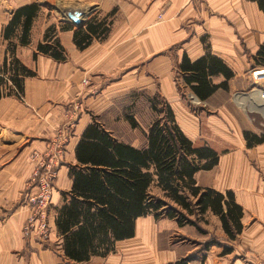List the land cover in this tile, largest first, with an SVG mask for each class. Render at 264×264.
<instances>
[{"label":"crops","instance_id":"0c3cea01","mask_svg":"<svg viewBox=\"0 0 264 264\" xmlns=\"http://www.w3.org/2000/svg\"><path fill=\"white\" fill-rule=\"evenodd\" d=\"M82 1L91 13L76 25L41 19V10L52 6L46 1L0 0V264H89L98 259L115 264L119 245L125 249L144 232L142 225L151 215L138 217L134 236L116 241L108 255L74 263L63 254L55 220L64 205L70 208V170L81 166L75 149L86 127L96 122L116 140L144 147L154 118L144 126L133 113L123 112L141 96L154 116L149 103L154 94L170 104L194 145L206 144L219 154L213 167L194 174L196 184L231 191L242 208V229L234 240L227 239L219 217L207 211L201 234L221 243L200 258L196 248L185 249L159 264H264V99L251 89L250 75L264 67L257 56L264 45V0ZM24 7L34 15L22 43L24 16L7 36L4 31ZM50 27L64 60L37 50ZM189 93L201 104L193 105ZM75 102L81 110L53 184L50 239L41 245L21 233L28 214L25 197L32 191L29 154L48 148L56 129L67 125ZM130 116L137 123L134 128ZM117 123L126 131L139 128V134H120ZM158 220L175 223L182 234L195 228ZM192 234L188 236L197 237ZM225 246L231 251L222 253Z\"/></svg>","mask_w":264,"mask_h":264},{"label":"trees","instance_id":"16d2710c","mask_svg":"<svg viewBox=\"0 0 264 264\" xmlns=\"http://www.w3.org/2000/svg\"><path fill=\"white\" fill-rule=\"evenodd\" d=\"M32 15L31 7L18 9L4 35L24 16L21 42L25 43ZM54 31L48 29L45 42L38 43L37 50L64 60V49L56 38L52 39ZM257 56L264 65V45ZM209 69L213 71V66ZM192 88L196 90V86ZM149 103L155 117L145 133L144 147L116 140L96 122L86 127L76 146L81 166L70 170V208L64 205L55 220L63 254L74 263L87 261L92 255H108L116 241L134 236L135 220L147 215L155 220L171 219L178 226L190 225L204 233L200 223L211 211L219 217L228 240L241 232L242 208L233 193L202 187L194 179L197 171L213 167L219 154L206 144L194 145L178 126L170 104L159 94H154ZM129 121L133 128L137 126L132 116ZM220 243L214 237L201 242L203 250ZM229 251L231 248L225 246L222 253Z\"/></svg>","mask_w":264,"mask_h":264},{"label":"rangeland","instance_id":"374dc122","mask_svg":"<svg viewBox=\"0 0 264 264\" xmlns=\"http://www.w3.org/2000/svg\"><path fill=\"white\" fill-rule=\"evenodd\" d=\"M41 1L51 3L52 6L51 9L45 8L44 10H41L40 18L42 19L44 16L54 23H58L60 19L69 20L66 14V9H70L72 6H76L78 8L80 13L82 14L81 18L88 17V15L91 13V10H89V4L85 3L82 0ZM132 105L133 108L124 109L123 114L125 113V110L128 111V113H133V115L142 125L146 126L149 119L155 117L151 115V113H149L147 103L141 96H138L137 100ZM117 126L118 133L125 136L127 135V133H130L131 135L129 137L133 136L134 134L138 135L140 131L139 128L126 131V127L122 126V124H119ZM152 190L156 192V188H153ZM149 220L150 221L145 225H142V228H145L144 232H142V234L137 238L133 239L129 246H125V249H123V247L119 245L115 257V264L164 263L172 256V252L174 254H177L182 250L185 253V249L191 250L193 248H196L194 249V252H197L196 255H198L199 258L202 256V252L204 250L202 248L201 242L209 239L210 237L205 238V235L197 232L195 228H193L191 232L188 230H184L185 233L182 234V232L177 230V226L175 225V223L171 221L154 220L152 217H150ZM193 232L197 234V237L188 236L189 233H191V235L193 236ZM187 259L188 258L186 257L184 258V260L189 261V259ZM89 264H107V262L104 259H98L92 261Z\"/></svg>","mask_w":264,"mask_h":264},{"label":"built area","instance_id":"2783aa9c","mask_svg":"<svg viewBox=\"0 0 264 264\" xmlns=\"http://www.w3.org/2000/svg\"><path fill=\"white\" fill-rule=\"evenodd\" d=\"M253 91L259 92L264 99V67L250 71ZM86 83L87 80L83 79ZM193 105H200L201 100L195 94L189 93ZM81 110L79 102L73 103L68 114L67 125L56 129L53 139L48 148L44 151L33 150L29 159L33 164L30 174L29 189L25 197V204L28 209L27 217L22 224L21 233L24 238H31L38 244H46L50 239L51 228L48 220L49 209L52 200L54 180L57 176L60 159L64 153L65 144L68 140L70 127L77 119Z\"/></svg>","mask_w":264,"mask_h":264},{"label":"water","instance_id":"95a60500","mask_svg":"<svg viewBox=\"0 0 264 264\" xmlns=\"http://www.w3.org/2000/svg\"><path fill=\"white\" fill-rule=\"evenodd\" d=\"M67 14V17L69 19V21H71L73 24H80L81 23V13L79 11H76V10H72V11H67L66 12Z\"/></svg>","mask_w":264,"mask_h":264},{"label":"bare ground","instance_id":"6f19581e","mask_svg":"<svg viewBox=\"0 0 264 264\" xmlns=\"http://www.w3.org/2000/svg\"><path fill=\"white\" fill-rule=\"evenodd\" d=\"M63 7V6H62ZM72 11V10H76V11H79L78 8L76 6H72L70 9H66V11ZM80 12V11H79Z\"/></svg>","mask_w":264,"mask_h":264}]
</instances>
